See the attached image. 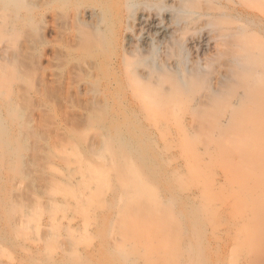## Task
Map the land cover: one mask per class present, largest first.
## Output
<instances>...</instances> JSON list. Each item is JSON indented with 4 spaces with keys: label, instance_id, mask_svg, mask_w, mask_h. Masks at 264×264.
I'll return each mask as SVG.
<instances>
[{
    "label": "rangeland",
    "instance_id": "1",
    "mask_svg": "<svg viewBox=\"0 0 264 264\" xmlns=\"http://www.w3.org/2000/svg\"><path fill=\"white\" fill-rule=\"evenodd\" d=\"M0 46V264H264V0H0Z\"/></svg>",
    "mask_w": 264,
    "mask_h": 264
},
{
    "label": "bare ground",
    "instance_id": "2",
    "mask_svg": "<svg viewBox=\"0 0 264 264\" xmlns=\"http://www.w3.org/2000/svg\"><path fill=\"white\" fill-rule=\"evenodd\" d=\"M0 47H1V46H0ZM0 50H1V49H0ZM2 52H3V51H2ZM1 55H2V54H1ZM1 57H2V56H1ZM0 60H1V59H0ZM142 61H143V60H142ZM0 63H1V62H0ZM142 63H143V62H142ZM134 64H136V63H134ZM1 66H2V65H0V67H1ZM132 66H133V65H132ZM1 68H2V67H1ZM130 73H132V72L130 71ZM132 75H134V73H133ZM130 76H131V75H130ZM134 76H135V75H134ZM131 77H132V76H131ZM135 78H136V76H135ZM158 78L160 79V77H158ZM131 79H133V77H132ZM0 80H1V79H0ZM162 80H163V81H162ZM171 80H172V78H169V76H166V77H164V78L161 77V79H160V80L158 81V83H156V84L161 85L163 82H164V83H165V82H170ZM147 82H149V80H148ZM147 82H144V83H147ZM159 82H160L161 84H160ZM134 83H135V82H134ZM144 83H143V84H144ZM150 83H151V82H149L148 84H150ZM152 83H153V82H152ZM148 84H147L146 86L143 85V86H145V87H143V88H145V89H141V88H142V83H141V85H140L141 88H139V90H140V89H141V90H140V93H138V96H139V98L142 99L141 101L144 102L145 107H146V106H150V105L153 103V101H154V103L157 104V105L159 104V102H160V104L163 103V104H164L163 106H165L166 103L170 105V104L173 103V102L175 103V102H176V101H175L176 99L178 100V99L180 98L179 92L181 93V91L178 90L179 87H180V84H179V87H178V85H176V86L178 87L177 89L175 88V86H174V87H171V88L169 89V90H173V89L175 88L176 90L174 89V90H173L174 92H175V91L177 92V90L179 91V92H177L178 94H172V95L170 94V95H168L169 98H167L166 96H162V90H161V91L158 90L159 93L161 92L160 94L156 92V89H157V88L155 87L156 84H154V85H153V84H152V85H151V84L148 85ZM171 84H173V83H171ZM134 85H135V84H134ZM162 85H163V84H162ZM136 86H138V85H136ZM152 86L155 87V90H154V91H151V87H152ZM156 86H157V85H156ZM182 86L185 87V84L182 83ZM133 87H134V86H133ZM137 88H138V87H137ZM160 88H161V87H160ZM180 88L183 89L182 87H180ZM185 88L187 89V86H186ZM185 88H184V89H185ZM153 89H154V88H153ZM158 89H159V87H158ZM161 89H162V88H161ZM186 89H185V90H186ZM185 90H184V92H185ZM173 91H172V92H173ZM182 91H183V90H182ZM151 92H155V93H154L155 96H152ZM156 93H157V95H156ZM182 93H183V92H182ZM156 96H158V97L156 98ZM181 96H182V94H181ZM162 97H163V99H162ZM164 97H166V98L164 99ZM159 99L164 100L165 103H164V102H161ZM158 101H159V102H158ZM154 103H153V104H154ZM153 104H152V105H153ZM200 104H201V103H200ZM174 105H175V104H174ZM203 106H205L204 103H203ZM160 107H161V106H160Z\"/></svg>",
    "mask_w": 264,
    "mask_h": 264
}]
</instances>
